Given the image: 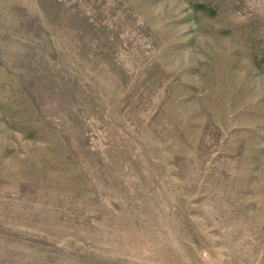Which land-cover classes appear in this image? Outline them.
<instances>
[{
	"label": "rangeland",
	"instance_id": "rangeland-1",
	"mask_svg": "<svg viewBox=\"0 0 264 264\" xmlns=\"http://www.w3.org/2000/svg\"><path fill=\"white\" fill-rule=\"evenodd\" d=\"M0 264H264V0H0Z\"/></svg>",
	"mask_w": 264,
	"mask_h": 264
}]
</instances>
